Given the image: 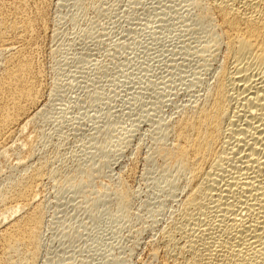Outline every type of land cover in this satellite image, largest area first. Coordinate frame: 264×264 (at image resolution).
<instances>
[{
    "label": "rangeland",
    "instance_id": "1",
    "mask_svg": "<svg viewBox=\"0 0 264 264\" xmlns=\"http://www.w3.org/2000/svg\"><path fill=\"white\" fill-rule=\"evenodd\" d=\"M44 6L46 29L31 50L42 74L40 112L1 153L0 189L28 165L51 159L53 172L38 188L44 218L35 264H161L158 238L184 189L157 154L161 143L170 144L163 125L206 91L222 54L219 63L198 59L208 34L194 22L191 0H46ZM194 77L200 83L188 87ZM94 112L97 120H88ZM107 141L119 152L99 151ZM77 168L95 170L88 183L58 181ZM172 181L176 188L168 186ZM121 187L125 201L116 195Z\"/></svg>",
    "mask_w": 264,
    "mask_h": 264
},
{
    "label": "bare ground",
    "instance_id": "2",
    "mask_svg": "<svg viewBox=\"0 0 264 264\" xmlns=\"http://www.w3.org/2000/svg\"><path fill=\"white\" fill-rule=\"evenodd\" d=\"M45 1L0 0V155L40 112L42 74L31 50L48 18ZM191 9L208 34L198 59L209 65L222 58L206 91L163 125L170 144L161 143L157 154L184 180V189L158 238L165 249L161 264H264V0H191ZM96 114L87 119L97 120ZM110 143L99 151L118 153ZM42 159L1 186L0 264H35L38 258L44 218L38 188L53 172L51 159ZM78 168L74 175L63 171L58 181L88 183L95 170L82 175ZM167 184L176 188L175 181ZM116 192L118 201L128 198L125 187ZM155 248L149 254L154 260Z\"/></svg>",
    "mask_w": 264,
    "mask_h": 264
}]
</instances>
